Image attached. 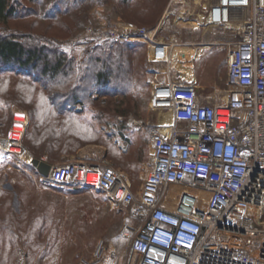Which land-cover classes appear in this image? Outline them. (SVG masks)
<instances>
[{"label":"rangeland","instance_id":"rangeland-1","mask_svg":"<svg viewBox=\"0 0 264 264\" xmlns=\"http://www.w3.org/2000/svg\"><path fill=\"white\" fill-rule=\"evenodd\" d=\"M19 1L26 17L0 25V34H31L46 48L58 49L67 59L79 64L81 71L75 78L85 69L87 51L110 44L104 40L83 39L86 29L116 24L132 26L153 32L158 41L175 43L169 63L153 65L149 62L148 46L136 39L134 42L143 47L136 50L132 90L125 89L120 82L99 89L91 81L87 84L86 80L82 83L73 79L68 86H81L77 93L80 103L62 104L68 100L61 97L68 86L61 74L50 80L45 75L40 76V68L26 73L0 71V136L8 135L14 114H26L28 126L22 147L27 150L30 141L39 154L44 148L54 146L75 152L87 144L99 145L115 154V143L123 141V145H129L133 135L138 138L141 151H146L151 127L171 121L168 115L150 108L151 75L158 74L161 81L168 78L186 81L196 63L202 66L201 82L223 86L228 72L227 53L240 41L242 31V24L237 22L218 27L205 23L203 18L207 16L210 0H185L183 5L170 6V0ZM193 48L206 51L202 60L196 58L199 55L193 56L197 53ZM226 88L229 90L228 85ZM141 122L143 125L138 126ZM43 134L61 136L60 142L46 144L38 140ZM10 150L19 152L14 147ZM14 153L0 150V220L14 222L19 208L25 216L24 220L19 218L16 227L22 231V237H14L6 231L0 233V260L6 261L0 264H97V259L100 264L130 262L134 233L130 234V239H124L121 229L124 223L137 229L139 223L128 219L125 208L112 207L104 194L80 185L43 188L30 162L18 161ZM97 161L86 160L83 164L96 165ZM120 161L117 157L116 163ZM142 179H135L133 185L140 184ZM49 192L59 195L49 199L40 195ZM169 193L173 199L178 195L175 188ZM173 199L169 200L171 205H175ZM35 220L37 224L44 220L46 225L38 231L39 224L30 225V221ZM33 228H37L34 236L29 234ZM102 249L115 252L116 258L109 259L106 255L100 258Z\"/></svg>","mask_w":264,"mask_h":264},{"label":"built area","instance_id":"built-area-1","mask_svg":"<svg viewBox=\"0 0 264 264\" xmlns=\"http://www.w3.org/2000/svg\"><path fill=\"white\" fill-rule=\"evenodd\" d=\"M184 3L170 0L169 6ZM207 19L213 27L242 24L240 41L226 58L229 90L222 103L202 105L192 83L151 75L150 108L170 113L172 123L149 130L153 162L138 192L105 161L64 163L52 166L46 177L38 175L43 188L80 185L104 194L112 207L125 208L128 219L139 223L137 229L130 223L121 229L124 239L134 233L128 264H264V0H218ZM83 39L114 44L140 39L153 65L168 64L175 44L117 24L86 29ZM27 126L26 114H14L8 135L0 136V150L9 154L18 148L14 155L21 162L31 160L22 147ZM173 188L185 191L178 192L170 211ZM104 255L117 256L102 249L99 257Z\"/></svg>","mask_w":264,"mask_h":264},{"label":"trees","instance_id":"trees-1","mask_svg":"<svg viewBox=\"0 0 264 264\" xmlns=\"http://www.w3.org/2000/svg\"><path fill=\"white\" fill-rule=\"evenodd\" d=\"M123 1L126 2L127 0ZM23 10L19 0H0V25L6 26L10 21L24 19L26 16L23 15ZM35 14H38V12L36 11ZM34 26V24L31 25V29H33ZM141 47H143V45L136 42L110 43L107 47H96L91 51H87V60L83 65L85 69L82 70V75L75 78L81 71L79 64L73 59H67L58 49L46 48L31 34H0V71H18L19 73H26L27 71L30 72L40 68V76L45 75L50 78V80L56 79L61 74L60 76L65 79L64 81H67V86L70 85L73 79H76L75 81L78 82L86 80L87 84L91 81V83L99 89L108 86L112 82H120L125 89L132 90L131 80L132 74L135 73L136 50ZM92 72L95 73L90 75ZM80 87V85L68 86L65 95L61 96L68 100L62 104H67L70 101L80 103L81 101H78L80 97L78 96V90ZM67 95H70V97L67 98ZM48 135L49 136L46 137V135L43 134V137H38V140L42 139V141L45 142V139H51L53 140L52 142H60L61 136L55 134L52 136L51 134ZM32 137L31 135L30 138ZM68 139L70 141V138ZM27 146L34 155L39 154L36 146L32 143L30 144V141ZM51 148V151H49L51 159H55L60 154L67 152V150L57 149L56 146ZM16 213L18 215V219H15L16 222L4 219L0 220V233L5 234L4 232L6 231L10 235H14V237H22V231H18L16 227H18L17 222H20L19 218L21 217V219L24 220L23 216L25 215L20 208ZM36 222L37 220L33 222L30 221V225L37 227L39 224L40 229H38V231L46 225V221L44 220H40L38 224ZM3 228L4 231L2 230ZM34 229L35 228H33L29 234L34 236L37 232L35 231L37 228ZM2 262L5 263L6 261L0 260V263Z\"/></svg>","mask_w":264,"mask_h":264},{"label":"crops","instance_id":"crops-1","mask_svg":"<svg viewBox=\"0 0 264 264\" xmlns=\"http://www.w3.org/2000/svg\"><path fill=\"white\" fill-rule=\"evenodd\" d=\"M217 2L218 0H210V2L207 4V12ZM203 19L205 23L208 22V24L210 25L207 19V16H204ZM233 22L240 23L236 20L232 21V23ZM230 25L231 24H229L228 26ZM193 49L195 50V48ZM195 51H197V53H195L193 56L196 57L199 55L196 58H200V60H202L203 56H205L206 54V51L204 50H200V51L195 50ZM196 58L193 59V62L196 60ZM188 62H190V60ZM192 66H193L192 74L190 73L188 77L189 79H187L186 82L192 83L195 86L197 90L198 103L202 105H210V106L222 103L224 97L226 96V92L228 91L226 88L228 85V81H227L228 72H226L225 84L223 86H218L215 83L212 86H210L209 84H207V82L205 83L201 82V80L203 79V76H201V73H200V70L202 68L201 64L196 65V63L195 64L193 63ZM166 115L169 116V119H171L170 123H172V118H171L170 113H166ZM162 130L165 131L166 129H162ZM49 140L45 139V143L51 144L53 140L51 139ZM123 143H124L123 141L120 143L118 142L115 143V154H113L112 151L110 150H105L104 147H101L99 145L87 144L83 146L82 148L77 149L75 152L72 149L71 150L68 149L67 152H65L64 154H60L55 159H51L49 156V151H51L52 148L50 149L44 148L42 154H37V155H34L29 150V148L26 151L30 159H38L44 163L50 164L51 166H57V165H61L64 163H76V162L83 163L86 160L88 161L92 159L97 161L98 159L99 161H97L98 162L96 164L97 166V165H100L103 161H105V163H107L109 166L111 164L114 166L115 169L120 171L125 176V178L131 183L132 190L134 192H138L153 162L152 147L150 144L147 150L142 152L140 149L139 140L134 135L129 145L125 146L123 145ZM117 157H120V160H121L120 163L118 164L116 163ZM141 178L143 179L140 184L133 185V183L135 182V179L140 180ZM180 189L181 188H179L177 191L183 192V191H180ZM191 193L199 197H203V198L206 197V195L202 193L201 191H194ZM40 195H42L44 199H49V198H54L55 196L59 194L55 192L53 193L49 192V193H43ZM172 197L171 199H173ZM33 198H35V196H33ZM166 208L171 211L174 209V205H171L170 203H168L166 205Z\"/></svg>","mask_w":264,"mask_h":264},{"label":"water","instance_id":"water-1","mask_svg":"<svg viewBox=\"0 0 264 264\" xmlns=\"http://www.w3.org/2000/svg\"><path fill=\"white\" fill-rule=\"evenodd\" d=\"M30 164L36 170V173L42 177H46L51 169V165L44 163L38 159H31Z\"/></svg>","mask_w":264,"mask_h":264},{"label":"bare ground","instance_id":"bare-ground-1","mask_svg":"<svg viewBox=\"0 0 264 264\" xmlns=\"http://www.w3.org/2000/svg\"><path fill=\"white\" fill-rule=\"evenodd\" d=\"M209 21V20H208ZM230 24V23H229ZM229 24H227L226 26H228ZM16 121H20V122H23L24 119L23 117H17L16 118ZM90 180L93 179V178H89ZM256 217H259V212H256Z\"/></svg>","mask_w":264,"mask_h":264}]
</instances>
